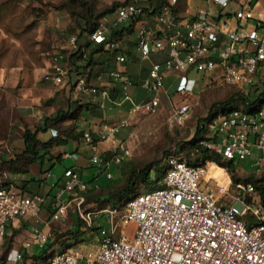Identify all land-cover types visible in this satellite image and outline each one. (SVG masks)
<instances>
[{"label":"built area","instance_id":"2783aa9c","mask_svg":"<svg viewBox=\"0 0 264 264\" xmlns=\"http://www.w3.org/2000/svg\"><path fill=\"white\" fill-rule=\"evenodd\" d=\"M133 0L121 6L114 20L104 18L92 34L95 44L116 54L119 66L130 60L125 53L123 40H114L112 32L121 25L134 22L135 52L148 60L158 54L162 60L153 63L148 78L142 84L151 96L150 101L139 103L131 91V79L126 72L116 69L110 78L120 86L122 97H113L102 87H90L85 78L77 80L82 93L93 96L100 108L112 111L118 107L128 108L131 116L156 111L167 94L165 80L170 74L197 72L212 77L214 83L253 87L264 74V21H256L253 0H208L215 1L218 13L199 8L194 16L181 15L178 6L182 0ZM140 3L147 4L145 9ZM150 13H153L152 18ZM230 15V16H229ZM152 21L155 24H152ZM77 49V40L72 42ZM68 71L60 66L48 79L57 85L65 82ZM214 77V78H213ZM251 106V105H248ZM219 108L204 128L206 139L201 145L227 161L248 162L252 172L264 175V104L251 110ZM190 106L178 108L175 120L185 122ZM128 121L104 125L99 141H110L114 150L111 155L99 149L90 132L83 138L93 152L91 162L113 178L111 169L131 157L130 149L117 140V134ZM65 158L72 154L66 153ZM191 166L181 157L172 156L164 186L143 195H136L121 216L118 208L90 211L85 207L86 198L80 193L89 188L74 168L65 172L63 189L51 203L50 222H60L67 217L71 207L89 225L100 214L110 215L111 228L103 231L104 238L97 249L55 253L46 264H264V203L253 182H239L235 187L236 202L230 206L219 205L214 197L215 178L208 179L209 167ZM220 167V166H219ZM227 174L228 170L223 168ZM229 175V174H228ZM4 174L0 169V186ZM205 184L202 186V183ZM68 194L71 199L65 200ZM47 199L41 196H20L13 189L0 188V245L8 235L9 227L21 219L33 221L32 242L43 247L50 233L37 224L42 220V211ZM252 214L249 222L242 217ZM134 223V238L120 232L122 224ZM21 253L14 258L17 264Z\"/></svg>","mask_w":264,"mask_h":264},{"label":"rangeland","instance_id":"374dc122","mask_svg":"<svg viewBox=\"0 0 264 264\" xmlns=\"http://www.w3.org/2000/svg\"><path fill=\"white\" fill-rule=\"evenodd\" d=\"M69 1L0 0V154L4 152L10 154L15 147L21 148L23 144L22 137L26 130L29 128L35 130L45 117L53 116L60 111L67 113L73 108L76 110L80 103L86 104L89 101L84 97V93L74 86L78 76L76 72H70L71 63L69 60L73 50V40L82 35L84 37L82 42L85 44L87 42L85 32L80 27L83 24L82 18L87 15V9L76 5L73 7L74 14L70 15L68 11L70 8ZM125 1L89 0V2H97L96 17L103 11L111 9L114 3L122 4ZM195 2L196 0H191L190 4L194 6L197 3ZM188 4V0L180 2L183 7ZM262 6H264V0L258 5V7ZM115 15L112 13L107 15L106 18L114 20ZM126 41L127 38H124L123 42L127 50L129 45L126 44ZM155 58L156 56L152 55L150 59L144 61V64L150 70L153 63L158 62ZM97 59L99 65L81 68L79 72L82 75L89 76L92 85H103L101 83L103 82L110 84L109 87L111 86L113 89H118L117 84L115 85V82L110 78L111 71L109 70L111 69L107 68L110 66L108 64L111 60L106 59L105 55H100ZM79 64L83 63L80 61ZM58 66L68 71L65 82L60 85L48 79L49 76L55 73ZM100 76H102L101 81L99 80ZM135 86L138 85L135 84ZM165 89L168 94L163 97L162 105L156 111L131 116L128 108L118 107L108 111L107 114L99 112V116L102 115L106 119V123L94 128L98 131L97 135L106 124H117L123 120L128 121L129 125L122 127L117 134V140L122 141L130 149L131 157L123 164L113 166L111 169L113 179H108L107 174H102L95 165L83 170L86 182L94 186L97 181L98 185L106 187L120 183L123 171L125 173L130 170L140 172L147 168L152 172L156 167L162 168L166 157L170 153L183 147L185 156L197 160L196 163L200 166H207L208 162L213 161L192 156L193 150L190 147L195 140L198 126L210 115V109L214 104H220L230 99L234 95L232 89L228 85L214 83L212 77L197 72L170 74L165 80ZM117 99L120 98L117 97ZM150 99L151 96L145 92H141L136 97L139 103L148 102ZM263 104L264 96H262L260 102L248 106L246 109L251 110ZM184 105H189L191 111L185 122L178 123L175 120V114L178 108ZM117 109L123 111L122 117L121 114H118L112 119L111 115ZM80 117L81 120L77 123L68 118L60 126L67 131L76 124L78 132L83 131L85 130L83 125L85 119L82 116ZM49 137L50 135L47 134L45 139ZM79 140L76 146L82 148L81 151L85 154L92 155L93 152L84 147L83 137ZM100 144L103 149H100ZM99 149L110 156L112 154L111 150H114L113 143L101 140L99 141ZM64 151L72 154V157L65 158L60 164L54 166L51 175L47 178V183L50 185L58 180L65 167L78 164L74 144H70ZM189 152L191 153L189 154ZM234 164L237 169L234 173L219 164L220 167L212 164L209 169L208 179L215 178L222 187L228 189L232 182L228 192L222 191L214 181L212 182L217 203L225 207L236 202L234 178L239 179L240 182L258 181L261 178V175L252 172L253 170L248 162L235 160ZM223 168L228 170L229 175ZM1 172L4 174V180L6 181L29 180L36 176L39 177L44 186L43 190L36 195L45 197L47 200L53 199L49 193L50 186L45 183L44 179L48 172L42 173L38 165H32L28 174H12L4 172L2 169ZM137 182L140 184V179ZM204 184L205 182L202 183V186ZM124 186L125 182H122L116 188L122 189ZM155 186L156 175L155 172H152L147 183L138 188V195L151 191ZM89 187L91 186L89 185ZM94 188L98 189L99 187L94 186ZM107 193L108 191L104 189L91 191L89 202L93 204L86 205V209L92 211L106 210L108 203L99 198L107 195ZM133 198L132 195H129L125 202L118 207L117 210L120 216L128 210V204ZM74 209L73 204L66 218L60 222L50 223L49 230L52 228L53 239L56 240L59 235H66L71 230L74 224ZM43 211L42 219L49 222L52 214L51 205L45 206ZM251 216L252 214L249 213L242 219L249 222ZM94 218L95 230H90L88 226H85L84 230L86 232L79 239L73 235L62 238L59 245L56 246L55 253L62 254L74 251L86 253L97 249L104 238L103 231H109L111 224L108 213ZM135 231L136 225L134 223L120 226V232L126 233L130 240L134 238ZM14 234L17 235L15 243L8 240L4 245H0V264H16L14 261L16 250L32 240L31 233L24 225ZM18 264H22V262ZM28 264L33 263L30 261Z\"/></svg>","mask_w":264,"mask_h":264},{"label":"trees","instance_id":"16d2710c","mask_svg":"<svg viewBox=\"0 0 264 264\" xmlns=\"http://www.w3.org/2000/svg\"><path fill=\"white\" fill-rule=\"evenodd\" d=\"M133 0H126L124 3H114L111 9L103 11L100 15L96 17V4L97 2H89V0H70L69 1V14H74V6H82L84 9H87V15H85L83 19V24L80 25L82 30L85 32L86 35V44L83 43L84 37L82 35L77 38V49L72 50V54L69 57L70 66L72 73L73 71L76 72V75L79 78H85L87 81V85L90 87L98 85L90 84V77L82 75L79 71L81 68L84 67H96L99 65L97 57L100 55H105L106 59L111 60L110 66L107 68L111 69L109 71H114L117 69V62L115 60L116 54L110 52L105 49V46L95 44L91 40L92 34L97 30L100 26L101 20L106 18L109 14H116L117 10L126 4L132 3ZM145 9L148 8L147 4L140 3ZM152 18L153 13L149 14ZM230 16V15H229ZM135 33V23L130 22L124 25H121L118 29L112 32V39L114 40H123L125 36L134 35ZM125 53L130 57L132 55L131 49L125 50ZM83 64H79V62ZM85 63V64H84ZM228 85L234 95L222 102L220 104H214V106L210 109V115L202 121V123L198 126V131L195 137L194 142L191 144L192 156H197L198 159H211L217 164L221 166H225L230 172L234 173L237 171L236 166L234 164V160L227 161L223 157L216 155L214 152L208 150L207 148L201 145V141L206 139L204 126L205 124L211 120L214 115V112L219 108H240L245 107L248 105H254L261 101L262 96H264V74L258 78V84L253 87L246 88L245 86L240 85H231V84H224ZM75 88L77 86V82L74 85ZM118 90L115 88V91ZM84 97L87 98L89 101L86 104L80 103L78 108L74 110V108L70 111L66 112H58L57 114L49 117H45L43 122L34 130V129H27L26 132L23 134L22 141L23 144L21 148L15 147L10 154L2 153L0 154V166L1 169L5 172H9L12 174H28L30 167L32 165H38L41 169L42 173L51 172L57 163H61L64 159V155L67 153L64 150L70 144H74L79 142V139L84 138L86 131H79L76 124L70 127L67 131L63 130L60 125H63L65 120L71 119L77 123L81 120V117H84V121L87 125H95L96 127L102 126L106 123V119L99 116V112H104L105 114L108 111L102 110L100 105L97 101L93 99V96L84 94ZM79 113V114H78ZM93 135L96 142L100 140L99 136L96 132L90 131ZM49 134L50 137L45 139V136ZM184 147L181 149H175L172 153H170L164 162L162 168L156 167L152 172H155L156 175V186L152 190L160 189L164 186V180L166 177L167 169H168V160L172 156H176L178 158L184 159L189 165L191 166H200L196 163L197 160L192 158H187L184 154ZM13 153V155H11ZM191 152H189L190 154ZM72 167H65V171ZM147 168H144L140 172L136 170H130L125 173L123 171L121 173L122 179L120 183L111 184L106 187L103 185H98V189H95L94 186L89 187L85 192H81L82 196L86 198V205H91L93 203L89 202V193L91 191H98V190H107V195L100 197L99 199L105 203H108L106 209H110L111 207L118 208L121 204L125 202L129 195L135 197L139 194L138 188L141 185H145L149 180L151 174ZM114 178V176H113ZM112 178V179H113ZM138 179H140L141 183L138 184ZM235 185L240 182L239 179L234 178ZM41 179L39 177H33L29 180L26 179H18L15 181H3V184L0 188L6 189H13L15 192L20 196H37L36 194L39 193V186L41 184ZM122 182H125V186L122 189H117L116 186L121 185ZM255 187L259 194L262 196L263 203H264V175H261L260 180L253 181ZM64 184L62 183V179H59L54 188H63ZM71 199V197H70ZM54 200V199H53ZM98 201V200H97ZM72 208V207H71ZM70 208V209H71ZM75 208V207H74ZM69 209V211H70ZM88 210V209H87ZM92 211V210H90ZM69 213V212H68ZM103 214H100L101 216ZM74 224L71 230L66 235H59L56 240L53 239L52 235V228L50 230V236L48 242L43 247H38L35 251L30 252L29 250L25 249L22 250V259L19 262L22 264H28V262H32L33 264H46L49 259L55 254L56 246L59 245V242L62 238L66 236L73 235L75 238L79 239L85 232V226H88L90 230H95V218H93V224L89 225L86 221H84L79 213L74 209ZM16 235H7L5 242L2 244L4 245L8 240L11 243H15ZM18 262V263H19ZM17 263V264H18Z\"/></svg>","mask_w":264,"mask_h":264},{"label":"crops","instance_id":"0c3cea01","mask_svg":"<svg viewBox=\"0 0 264 264\" xmlns=\"http://www.w3.org/2000/svg\"><path fill=\"white\" fill-rule=\"evenodd\" d=\"M190 1L191 0H188V2H189V4L187 5V6H185V7H183L182 5H179L178 6V9L180 10V12H181V15L183 16V17H187V16H189L188 15V13H187V11H189V14H191L190 16H194L195 14H196V12H197V10L199 9V8H203V9H206V10H208V11H211L213 14H214V17H215V19L216 20H219L221 17H222V15L221 14H219L218 13V5L216 4V2L215 1H208V0H196V4L193 6L192 4H190ZM263 2V0H253V2H252V8H253V13H254V16H255V20L256 21H264V6H262V7H258V5L260 4V3H262ZM160 3H162V1L161 0H156L155 1V4L156 5H158V4H160ZM152 24L154 25L155 24V22L154 21H152ZM124 38H127L126 36L124 37ZM132 41V42H131ZM135 41H136V38H135V36L133 37V39H130V40H128V38H127V41H126V44L127 45H129V49H131V51L133 50L134 51V53H133V51H132V55L129 57L130 58V60H129V62L127 63V64H125V65H123V66H119L118 64H117V69L119 68V69H121L122 71H124V72H126L127 73V75L130 77V79H131V83H132V85H131V91H132V93H133V95H134V97H135V99H136V97H137V95L138 94H140L141 92H145V93H147L145 90H144V88L142 87V83H144V81L148 78V75H149V71H150V69H149V67L146 65V64H144V61H146V60H143L136 52H135V50H134V47H135ZM131 43H133V44H131ZM154 56H156V60L157 61H160V60H162L163 59V57L161 56V55H158V54H154ZM168 77V76H167ZM100 79H102V76H100L99 77V80ZM167 79V78H166ZM101 81V80H100ZM103 85H98V87H102V88H106V89H108L109 91H110V93H111V95L113 96V97H115V98H121L122 97V91H121V89H120V86L117 84H115L117 87H119L118 88V90H116L115 91V89H113V88H111V86L109 87V85L110 84H106V83H103V82H101ZM135 84L136 85H138V86H135ZM168 94V93H167ZM118 114H121V117H122V114H123V111H121V110H119V109H117L115 112H114V114H112L111 115V118L113 119V117L115 118V116H117ZM84 127H85V130L84 131H86V132H90V131H94V132H98L97 130H95L94 128H96V126L95 125H87V123L86 122H84ZM84 141V140H83ZM77 143V142H76ZM76 143H74V145H75V148H76V154H77V161H78V164L77 165H74V166H72V168H74L75 169V171L79 174V176L82 178V180L84 181V182H86L85 180H84V176H83V170H85V169H87V168H90V167H92L93 166V164H92V162H91V158H92V155H87V154H85L84 152H82L81 151V149L82 148H78L77 146H76ZM85 144V143H84ZM83 147V146H82ZM84 147L85 148H87V149H90L86 144L84 145ZM100 149H103V146H101V144H100ZM91 150V149H90ZM107 151V150H106ZM105 152V151H104ZM64 159H65V157H63ZM58 164V163H57ZM65 169H64V171L62 172V174H61V176L58 178V180L59 179H62V183L64 184V181H65V177H64V175H65ZM51 175V172H48V174L45 176V183L47 184V185H49L50 186V190H49V193H50V196H52L53 197V199L55 200V198H56V195L63 189H61V188H55V189H53L54 188V186H55V184H56V182L58 181V180H56L55 182H53V184H48L47 183V178L49 177ZM40 179V178H39ZM26 180H28V179H26ZM86 183H88L90 186H93V185H91L89 182H86ZM43 186H44V183L41 181V184H40V186H39V191H41V190H43ZM94 186H98V183H97V181H96V183H95V185ZM51 199V198H50ZM53 199H51V200H47V203H46V205L45 206H49V205H51V203L54 201ZM63 199H65V200H69L70 199V197L68 196V194H65L64 196H63ZM45 206H44V208H45ZM44 210V209H43ZM43 214H44V211H42V216H43ZM50 219V218H49ZM50 223H52V222H48V221H44L43 219L37 224V226L41 229V230H43V231H45V232H48V233H50ZM25 226L28 230H29V232L31 233V236H32V228H33V221L32 220H30V219H21L20 221H18V222H16V223H14V224H12L10 227H9V229H8V235H10V236H12V235H14V232H16V231H19L21 228H22V226ZM28 233V232H27ZM16 240H17V235H16V238H15ZM38 247H40V246H38V245H36V244H34L33 242H32V240L30 241V242H26L25 244H23L22 246H20L19 247V249L18 250H16V254L17 253H22V250H25V249H27V250H29L30 252H33V251H35Z\"/></svg>","mask_w":264,"mask_h":264},{"label":"bare ground","instance_id":"6f19581e","mask_svg":"<svg viewBox=\"0 0 264 264\" xmlns=\"http://www.w3.org/2000/svg\"><path fill=\"white\" fill-rule=\"evenodd\" d=\"M211 165H212V164H211ZM214 166H217V165L214 164ZM209 169H210V167H209ZM208 175H209V172H208ZM207 178H208V177H207ZM210 179H211V178H210Z\"/></svg>","mask_w":264,"mask_h":264}]
</instances>
